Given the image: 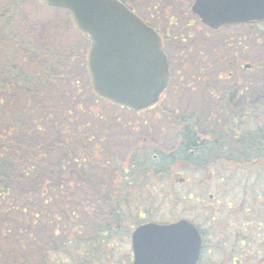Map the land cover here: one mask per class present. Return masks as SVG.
<instances>
[{"label":"trees","instance_id":"obj_1","mask_svg":"<svg viewBox=\"0 0 264 264\" xmlns=\"http://www.w3.org/2000/svg\"><path fill=\"white\" fill-rule=\"evenodd\" d=\"M21 3L0 6V264H55L57 254L66 255V263L57 259L64 264H112L113 239L152 208L142 185L169 179L177 161L246 176L264 170V23L246 25L253 40L235 34L227 53L253 49L251 75L235 83L225 105L206 94L171 114L166 152L140 145L136 132L101 113L87 79V46L62 43L71 24L56 19L26 35L16 15ZM148 149L158 155L149 158Z\"/></svg>","mask_w":264,"mask_h":264},{"label":"rangeland","instance_id":"obj_2","mask_svg":"<svg viewBox=\"0 0 264 264\" xmlns=\"http://www.w3.org/2000/svg\"><path fill=\"white\" fill-rule=\"evenodd\" d=\"M13 1L15 0H0V6L14 9L10 5ZM126 1L138 10L146 9L150 3H154V0ZM21 2L17 7L18 11L16 15L23 22V30L26 35H40L44 30H48L49 25L56 19L67 21V14L64 11H55L47 6H41L36 0H21ZM253 32V29L240 27L236 31L231 29L213 32L211 36L216 37L223 43L224 40L229 41L228 39L231 36L234 37L235 34L242 36L246 34V36L249 35L251 40H253L255 37ZM77 39L81 41V45L88 47L89 42L77 36L76 31L72 28L66 30V35H64L62 43H77L78 45ZM220 47L223 48V51L226 50L224 44ZM211 55L213 57V54ZM255 56L256 53L253 49L252 51L248 50L247 56H243L244 59L242 61L252 64L251 59H255ZM197 57L198 55L195 54L194 59ZM205 60H208V56H206ZM209 63L211 64L210 59ZM212 69L213 65L210 70ZM240 71L241 69L239 68ZM226 75L227 72L222 77ZM202 77L204 76L196 74L195 79H190V81L183 77V82H181V86L179 87V94L176 96L177 101L176 103L173 102L170 106L162 103L161 108L155 107L151 110L136 114L125 108L105 104L101 100H99L100 102L98 104L100 105L101 113L103 112L104 115L108 114L109 119L113 115L118 120L117 124L122 128L136 132L139 135L140 145L142 143L145 145H153L154 143L156 147L158 146L162 151L167 152L170 141L174 137L173 127H169L170 115L179 112L181 108L188 106V103L193 108L201 103L198 92ZM205 78V82L210 87L216 84L213 73H207ZM241 80L242 76L238 77L237 82H241ZM192 87L193 89H191ZM165 99H169V96H166ZM164 107L170 111L164 114V116L168 117V120L161 112ZM214 118L215 116L211 114V121L218 123V128H221L222 123ZM113 126L115 127V124ZM117 130L119 131V129ZM115 142L118 143L117 141ZM122 151L124 152L125 150L122 149ZM153 153L151 149L147 150L149 158ZM156 162L157 160L155 159L152 163ZM224 167L223 165L217 164L209 165L205 170L195 167H190L188 170L181 168L180 161H177L173 168L171 167L172 175L169 179L158 181V177L153 176V180L148 181V184L146 186L142 185L143 187L141 188L148 202L153 201L150 210L147 206L143 207L147 210L145 217L149 220L152 219L151 221L160 223L182 217L191 219L194 214L201 211V205L203 203L211 201L209 195L213 196V202L216 203L219 201L223 205H225L226 201L232 200L229 202L233 205L231 209L234 211V220L238 224V227L234 228L232 233L228 234H218L216 231L209 232L202 264H264V170L257 169L256 172L246 176V173L239 171V169L231 170L230 168ZM180 178H184L185 181L179 182ZM137 190L139 191V189ZM190 194L191 198L189 197ZM238 207L241 209L237 213ZM229 210L222 209L220 212L227 214L230 212ZM103 215L110 217L108 212H105ZM90 216L96 217L97 214L91 213ZM241 224H245V226L241 227ZM245 237H248L247 244L240 247L238 254H235V252L232 254L236 258L235 260H238V263L234 259L230 260L228 253L231 251V248H236V242ZM112 242V252L109 253L108 260L112 264H131L130 232L124 233V235H117ZM218 245L223 246V250L215 248ZM225 253L228 255L227 260L223 259L226 255ZM55 257L66 263L65 254H57ZM57 259L55 260V264H64ZM253 260L255 261L253 262Z\"/></svg>","mask_w":264,"mask_h":264},{"label":"water","instance_id":"obj_3","mask_svg":"<svg viewBox=\"0 0 264 264\" xmlns=\"http://www.w3.org/2000/svg\"><path fill=\"white\" fill-rule=\"evenodd\" d=\"M40 1L66 9L73 25L90 40L86 64L98 98L134 111L157 102L169 76L161 40L125 3ZM192 10L211 28L264 21V0H195ZM200 248L197 229L184 219L148 222L132 232L133 264H196Z\"/></svg>","mask_w":264,"mask_h":264},{"label":"flooded vegetation","instance_id":"obj_4","mask_svg":"<svg viewBox=\"0 0 264 264\" xmlns=\"http://www.w3.org/2000/svg\"><path fill=\"white\" fill-rule=\"evenodd\" d=\"M193 2L194 0H154V3H150L148 8L141 10L131 6V8L159 34L163 51L168 62V83L155 107H162V103H164V105H170L173 102L176 103V96L179 94V87L181 86V82H183V77L190 81V79H195L196 74L204 76L202 79L199 78L201 79L199 92L202 91L205 86V89L209 92L210 98L217 97V99L220 98V102H222L221 98L223 95L226 96L235 91L234 84L228 83L227 81L235 77L239 66L243 69V59L238 60V56L233 55L235 59H233V61L230 60L229 63L231 64L230 66H236L235 70L228 72V75L225 77L218 75L219 70L216 68V64L220 59V41L211 35L213 32L220 31V29L213 30L203 24L198 15L191 10ZM227 46H229V44ZM195 54L198 55L196 59H194ZM211 54L215 56L214 60L211 58ZM206 56H208L207 61H205ZM209 59L211 60V64L209 63ZM212 63H214V66L213 69L210 70ZM226 64L227 63H225V66ZM201 66H209L210 68L208 70ZM244 70V72H247V69ZM206 72L214 73V80L216 81L214 86L210 87L205 82ZM222 81H224V83H222ZM191 89H193V87ZM166 96H169V99H165ZM248 102L250 103L252 100L249 99ZM189 105L191 104L188 103V106ZM190 165L191 164H187L184 166L190 167ZM195 166L205 170L208 165H192V167ZM209 199L211 201L203 203L201 205V211L194 214L193 218H191L192 220H190L195 224L201 235V258L202 252L204 253L207 246L206 240L209 232L216 231L218 234H228L232 233L234 228L238 227V224L234 220V211L231 209L233 205L229 202L232 200L226 201L225 205H223V203L219 201L216 203L213 202L212 195H209ZM222 209H230V212L222 214L220 212ZM240 209L241 208L238 207L237 213ZM141 215L145 217L147 213L143 212ZM244 226L245 224H241V227ZM215 248L223 250V246L221 245ZM227 257V255L224 256L225 259ZM235 261L238 263V260Z\"/></svg>","mask_w":264,"mask_h":264}]
</instances>
